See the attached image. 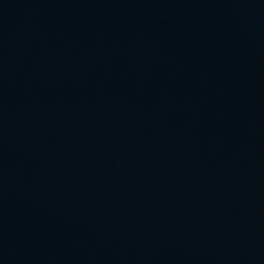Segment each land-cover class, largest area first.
I'll use <instances>...</instances> for the list:
<instances>
[{
	"label": "water",
	"instance_id": "water-1",
	"mask_svg": "<svg viewBox=\"0 0 264 264\" xmlns=\"http://www.w3.org/2000/svg\"><path fill=\"white\" fill-rule=\"evenodd\" d=\"M0 264H264V0H0Z\"/></svg>",
	"mask_w": 264,
	"mask_h": 264
}]
</instances>
